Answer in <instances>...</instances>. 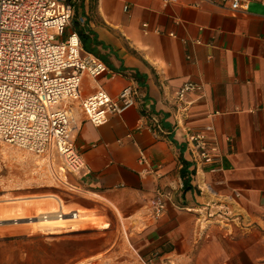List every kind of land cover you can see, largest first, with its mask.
<instances>
[{
    "label": "crops",
    "instance_id": "crops-1",
    "mask_svg": "<svg viewBox=\"0 0 264 264\" xmlns=\"http://www.w3.org/2000/svg\"><path fill=\"white\" fill-rule=\"evenodd\" d=\"M74 19L119 73L85 77L83 97L102 88L118 98L133 80L141 95L99 128L79 103L75 115L87 166L77 178V207L111 211L133 236V252L114 264H264V6L81 0ZM187 82L204 89L188 96L181 114L176 94ZM208 126L218 157L198 167L188 135ZM158 190L166 211L155 220ZM209 212L216 216L205 221ZM114 254L110 248L94 264Z\"/></svg>",
    "mask_w": 264,
    "mask_h": 264
},
{
    "label": "built area",
    "instance_id": "built-area-1",
    "mask_svg": "<svg viewBox=\"0 0 264 264\" xmlns=\"http://www.w3.org/2000/svg\"><path fill=\"white\" fill-rule=\"evenodd\" d=\"M162 1L166 6L180 2ZM201 1L227 5L233 11H247L251 3L264 6V0ZM80 2L0 0V141L36 155L54 149L63 158L67 170L77 175L87 166L76 147L74 110L67 105L79 103L87 120L99 128L108 124L112 116H122L138 106L141 96L133 80L118 98L102 88L83 97L85 77L115 79L119 73L87 52L77 32L65 35ZM203 89L202 83L187 82L176 94L178 112L188 113V96L202 93ZM214 132L215 128L208 126L200 133L188 135L192 161L198 167L213 164L218 157V148L211 138ZM145 161L142 154L141 162ZM165 198L164 192L158 190L153 219L164 215ZM206 216L204 220L209 221L216 215L209 212Z\"/></svg>",
    "mask_w": 264,
    "mask_h": 264
},
{
    "label": "rangeland",
    "instance_id": "rangeland-1",
    "mask_svg": "<svg viewBox=\"0 0 264 264\" xmlns=\"http://www.w3.org/2000/svg\"><path fill=\"white\" fill-rule=\"evenodd\" d=\"M74 31L73 21L65 35ZM67 106L77 117L78 104ZM78 176L54 149L36 155L0 141V264H94L110 248L116 255L106 264H114L133 252L123 220L109 210L77 207L83 201ZM62 207L80 218L39 223Z\"/></svg>",
    "mask_w": 264,
    "mask_h": 264
},
{
    "label": "bare ground",
    "instance_id": "bare-ground-1",
    "mask_svg": "<svg viewBox=\"0 0 264 264\" xmlns=\"http://www.w3.org/2000/svg\"><path fill=\"white\" fill-rule=\"evenodd\" d=\"M62 210L63 211L57 215H55L54 213H57L58 211H55L54 213H50L51 214L50 216H43L42 218L39 219V223L45 224V223L75 222L80 218L79 213L74 214L72 212L71 213L65 212L63 207Z\"/></svg>",
    "mask_w": 264,
    "mask_h": 264
},
{
    "label": "trees",
    "instance_id": "trees-1",
    "mask_svg": "<svg viewBox=\"0 0 264 264\" xmlns=\"http://www.w3.org/2000/svg\"><path fill=\"white\" fill-rule=\"evenodd\" d=\"M73 21H74L75 32H77L80 35L85 50L87 52H89V53H92V54L97 55L94 52L93 48H92L93 47V44L90 41V36L89 35H86L85 31L83 32L82 30H79V28H80L81 25L79 24V22L76 19H74Z\"/></svg>",
    "mask_w": 264,
    "mask_h": 264
}]
</instances>
